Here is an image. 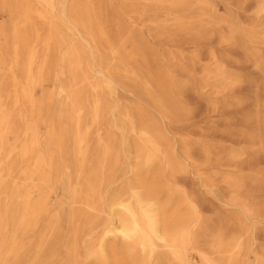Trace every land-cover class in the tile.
Returning a JSON list of instances; mask_svg holds the SVG:
<instances>
[{"label":"bare ground","instance_id":"1","mask_svg":"<svg viewBox=\"0 0 264 264\" xmlns=\"http://www.w3.org/2000/svg\"><path fill=\"white\" fill-rule=\"evenodd\" d=\"M34 2L39 6L0 0V8H9L13 17L11 39L0 26L5 40L0 43V264H48L61 246L67 264H195L187 253L195 209L162 181L163 169L177 168L166 139L153 122L142 121L144 114L138 109V126L127 109L112 125L122 130L119 141L99 132L106 112L112 110L99 90L109 95L113 76L108 73L101 83L92 84L87 72L91 64L83 60L78 46L71 43L62 50L60 27L66 18L68 30L86 32L92 51L103 45L119 64L122 47L108 38L89 0L59 12L56 0ZM36 19L45 25L43 30ZM126 55L139 62L136 52ZM53 66L55 79L65 75L66 81L58 84L62 100L55 120L41 135L40 114L52 97L42 95L41 86ZM113 69L120 71L118 65ZM152 77L159 92L147 86L148 98L166 113L167 88L159 74ZM121 153L131 178L111 189L124 171L118 168ZM59 181L67 183L69 209H55L50 215L49 196ZM44 217L51 218L41 222ZM64 220L69 222L66 235ZM97 227L96 236L81 245L80 238ZM224 240L221 234L214 240L218 258L201 254V264H245L232 251L240 243Z\"/></svg>","mask_w":264,"mask_h":264},{"label":"rangeland","instance_id":"2","mask_svg":"<svg viewBox=\"0 0 264 264\" xmlns=\"http://www.w3.org/2000/svg\"><path fill=\"white\" fill-rule=\"evenodd\" d=\"M26 1L39 6L34 0ZM85 1L56 0L57 12ZM89 2L108 38L125 53L119 64L103 45L97 43V51H92L86 32L68 30L71 25L66 18L60 27L62 50L71 43L78 46L83 60L91 64L85 69L92 84L101 83L108 73L113 76L111 93L107 95L102 87L99 90L112 109L106 112L99 132L119 141L122 130L112 125L127 109L138 126V109L144 114L142 121L153 122L162 133L177 163L176 170L163 169L162 181L176 188L195 209L189 224L192 243L187 253L191 261L201 264V254L217 259L214 240L221 234L224 242L240 243L232 251L245 264H264V0ZM12 21L9 8L1 7L0 26L9 34L6 39H11ZM35 22L45 28L39 20ZM4 42L0 37V43ZM11 45L7 41L9 49ZM93 52L99 58L94 59ZM135 52L139 62L126 55ZM116 65L120 71L113 69ZM100 67L102 72L97 71ZM54 70L55 66L41 86L42 95H52L40 114L41 135L55 120V108L62 100L58 84L66 81L65 75L56 80ZM154 74L160 75L159 82L167 88L166 113L148 98L147 86L159 92ZM119 162L118 168L124 171L111 189L131 178L122 153ZM67 192L65 181L54 186L49 196L50 215L55 209L68 211ZM68 225L64 220V235ZM40 228L41 223L36 231ZM98 230L81 237V245ZM33 240L35 243L36 238ZM48 264H67L63 246Z\"/></svg>","mask_w":264,"mask_h":264}]
</instances>
